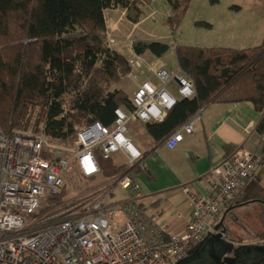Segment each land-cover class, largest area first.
Here are the masks:
<instances>
[{
  "label": "built area",
  "instance_id": "1",
  "mask_svg": "<svg viewBox=\"0 0 264 264\" xmlns=\"http://www.w3.org/2000/svg\"><path fill=\"white\" fill-rule=\"evenodd\" d=\"M134 41L131 34L118 38L106 32V46L117 52L129 51ZM127 60L126 76L132 77V69L143 61L138 56ZM149 69L161 86L138 85L129 98L130 106L114 110L111 124L92 121L74 127L71 145L47 134L42 123L9 131L0 127V264H177L217 232L214 223L220 209L255 177L256 167L264 168V155L237 148L204 176L206 194L182 185L190 217L181 235L166 233L144 214L137 203L139 185L132 171L115 181L116 187L133 193L126 198L95 200L82 213L27 227L29 216L62 192L66 176L75 169L83 177H92L99 172L100 162L117 152L125 155L127 169L138 162L142 155L128 136V124L164 119L176 102L164 86L168 81L177 83L181 98L194 96L193 83L180 68L173 74L164 64ZM201 110L171 132L163 145L173 149L184 134L192 133ZM253 126L250 122L245 131Z\"/></svg>",
  "mask_w": 264,
  "mask_h": 264
},
{
  "label": "trees",
  "instance_id": "2",
  "mask_svg": "<svg viewBox=\"0 0 264 264\" xmlns=\"http://www.w3.org/2000/svg\"><path fill=\"white\" fill-rule=\"evenodd\" d=\"M149 1L0 0V127L5 131L26 127L35 109L36 122L47 134L62 139L74 133L75 125L111 124L116 108L130 106L125 91L114 86L130 65L105 44L104 10L120 7L136 23ZM189 2L167 0L170 13L163 24L172 34ZM132 48L136 54L161 56L170 45L135 40ZM174 53L180 70L193 83L194 96L177 99L162 121L145 124L155 142H164L205 105L241 101L251 102L261 114L255 129L264 135V40L246 48L177 44ZM144 158L120 171L137 170Z\"/></svg>",
  "mask_w": 264,
  "mask_h": 264
},
{
  "label": "crops",
  "instance_id": "3",
  "mask_svg": "<svg viewBox=\"0 0 264 264\" xmlns=\"http://www.w3.org/2000/svg\"><path fill=\"white\" fill-rule=\"evenodd\" d=\"M146 9L148 12L136 23L129 21L126 18L125 10L120 7H110L104 10L106 32L113 35L120 32L121 35L118 36L122 37L127 36L129 32H126L131 27L130 32L135 33V40L162 41L170 45V48L161 56H155L148 51L136 54L132 47L129 51H119L126 58L138 56L143 61L139 68L134 67L135 69H132L133 78L125 76L119 83L114 85L125 91L129 98L137 85L143 82H149L155 87L161 86L158 78L150 71V65L156 67L164 64L165 69L172 74L179 70L173 48L177 44L229 47L232 43L237 45L249 41H252L250 43H259V39L256 36L250 37L251 35L242 37L244 40L241 42H233L227 37L209 35L208 32H213L214 27L206 22H197L204 25L205 30L202 33L197 31L195 33L196 38L181 37L176 39L174 34L163 27L164 25L160 19L146 22L148 18L153 17L154 12L160 14L162 19L169 15L170 8L165 0H163L162 10L160 11L158 8H151L149 4ZM126 23L130 24V27ZM234 29L237 30L240 27L229 28V30ZM223 32L225 31L223 30ZM260 35L261 33H259V37ZM172 58L175 61L174 65L172 64ZM164 86L176 100L181 98L177 92L178 85L174 80L168 81ZM260 115L249 101L205 105L201 110V119L196 122L193 132L184 134L183 140L173 149L166 148L163 142H155L146 130V123L137 120L130 121L128 136L131 138L132 143L136 132L140 135L138 129L135 133H131L134 125L139 126L145 134L143 144L138 143L139 148L133 143L145 158L138 169L132 171L139 185L137 203L144 214L163 228L166 233L181 235L185 231L190 214L180 187L187 185L195 193L206 194L208 190L204 176L213 165L220 162L224 157L231 155L237 148H246L255 151L259 155H264V140L255 129ZM250 122H253L254 126L249 132H246L245 127ZM225 146L231 147L225 149ZM115 159H119V162L115 163L113 161ZM109 160L110 165L116 167L114 171L121 174V167L126 166L125 155L117 152ZM263 184L264 168L258 166L255 170V177L244 188L231 196L227 204L220 209L214 224L216 225L220 221L222 214L226 217L232 213L233 209H243L252 202L258 201V198L263 199L254 189V187H261ZM116 188L120 194H116V191V197L114 196L115 199L112 197V200L124 199L129 194H133Z\"/></svg>",
  "mask_w": 264,
  "mask_h": 264
},
{
  "label": "rangeland",
  "instance_id": "4",
  "mask_svg": "<svg viewBox=\"0 0 264 264\" xmlns=\"http://www.w3.org/2000/svg\"><path fill=\"white\" fill-rule=\"evenodd\" d=\"M165 2L167 3V0ZM162 3L163 0H150L149 6L160 11ZM147 6L144 7L143 16L148 12ZM156 19H160L163 24L164 18L162 19V16L156 12L146 22ZM197 22L213 25V32H208L209 35L227 37L233 42H241L244 40L242 37L251 35L250 37L256 36L261 43L264 40V0H190L183 19L174 32L176 39L196 38L197 31L202 33L205 30L204 25ZM126 25L130 27V24L126 23ZM163 27L170 31L167 26ZM230 27H240V29L229 30ZM130 30L131 27L126 33L129 32L128 34L135 39V33L132 34ZM259 33H261L260 37ZM114 35L118 38L125 36H118L121 35L120 32ZM250 42L252 41L239 45L232 43L229 47L246 48L259 44ZM172 64H175L173 58ZM36 112L37 109L32 113V118L26 127L13 129L27 128L31 124L37 126L41 122H36ZM137 129L140 135L136 132ZM135 132L133 143L139 148V144H143L145 134L136 125L131 129V133ZM73 140V134L64 139L66 145H71ZM109 161H102L99 172L92 177H83L78 169L67 175L62 192L58 196L51 197L54 198L53 201H50L51 198L46 200L35 215L29 216L27 227L38 221L50 223L82 213L93 201L103 198L113 199L116 191L118 192L116 194H120L115 187L119 174L114 171L116 167H112ZM113 161L118 163L119 159ZM254 189L263 199L258 198V201L252 202L243 209H233L226 217L222 214L220 220L223 218L224 234L220 237L216 234L209 235L194 254L178 264H264V184Z\"/></svg>",
  "mask_w": 264,
  "mask_h": 264
},
{
  "label": "water",
  "instance_id": "5",
  "mask_svg": "<svg viewBox=\"0 0 264 264\" xmlns=\"http://www.w3.org/2000/svg\"><path fill=\"white\" fill-rule=\"evenodd\" d=\"M223 218L214 226V230L218 231L216 233L217 237H220L222 234H224L225 230L222 226Z\"/></svg>",
  "mask_w": 264,
  "mask_h": 264
},
{
  "label": "flooded vegetation",
  "instance_id": "6",
  "mask_svg": "<svg viewBox=\"0 0 264 264\" xmlns=\"http://www.w3.org/2000/svg\"><path fill=\"white\" fill-rule=\"evenodd\" d=\"M217 232H218V231H217ZM217 232H216V233H217ZM216 233L212 234V236H214ZM204 240H205V239H204ZM204 240H203V241H204ZM203 241H202V242H203ZM202 242H201V243H202ZM199 245H200V244H198V246H199ZM197 249H198V247L194 250V252H193L192 254H194V253L196 252ZM192 254H190V255H192ZM190 255H189V256H190ZM187 257H188V256H187ZM187 257H186V258H187ZM184 259H185V258H184ZM181 261H182V260H181ZM181 261H180V262H181ZM178 263H179V262H178ZM178 263H177V264H178Z\"/></svg>",
  "mask_w": 264,
  "mask_h": 264
},
{
  "label": "bare ground",
  "instance_id": "7",
  "mask_svg": "<svg viewBox=\"0 0 264 264\" xmlns=\"http://www.w3.org/2000/svg\"><path fill=\"white\" fill-rule=\"evenodd\" d=\"M133 53V52H132ZM135 69V68H134ZM130 71V70H129ZM133 78V77H132ZM138 86V85H137ZM138 149V148H137ZM141 153V152H140ZM136 164V163H135Z\"/></svg>",
  "mask_w": 264,
  "mask_h": 264
}]
</instances>
